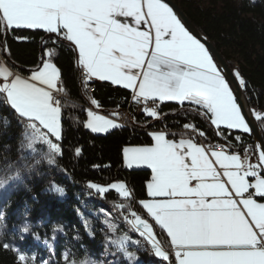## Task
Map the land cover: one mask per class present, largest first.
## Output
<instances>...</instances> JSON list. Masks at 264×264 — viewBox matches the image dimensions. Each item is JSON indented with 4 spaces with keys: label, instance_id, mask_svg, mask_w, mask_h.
I'll list each match as a JSON object with an SVG mask.
<instances>
[{
    "label": "snow or ice",
    "instance_id": "obj_1",
    "mask_svg": "<svg viewBox=\"0 0 264 264\" xmlns=\"http://www.w3.org/2000/svg\"><path fill=\"white\" fill-rule=\"evenodd\" d=\"M0 29L5 34L13 29H42L55 34L57 43L68 42L77 56V66L85 73V86L96 78L131 89L137 103L175 101L183 107L187 102L212 125L250 132L233 89L208 48L164 0H0ZM44 55L49 59L42 58L41 65L27 78L0 63V103L22 125L27 141L24 146L33 153L35 145L46 146L42 159L54 164L62 155V109L54 90L63 89L52 52ZM236 79L245 85L238 72ZM91 104L98 106L95 99ZM144 112L149 117L159 116L154 108L145 107ZM86 113L84 127L93 133L120 127L92 110ZM253 115L257 120L264 119L259 113ZM4 123H9L6 118ZM184 127L195 130L194 126ZM149 135L150 145L123 149L129 168L135 164L151 170L146 184L148 198L136 202L139 212L131 203L115 205L129 230L142 238L131 242L168 264H264V203L257 199L264 200V146L257 145L258 162L252 164L224 151H212L209 157L192 139L175 141L163 132ZM80 152V148L75 150L76 155ZM217 165L226 181L219 178ZM32 167L9 166L0 175V189L21 180L22 173ZM88 187L101 195L115 190L126 201L134 199L123 182L108 187L90 183ZM54 188L63 194L62 188ZM108 226L115 233V225ZM157 229L166 233L169 248L157 238ZM20 231L28 233L30 228L26 224ZM33 236L40 239L38 234ZM129 240L122 234L106 243L134 260L136 257L125 248ZM44 243L51 249L47 240ZM2 247L17 252L19 264H35L34 258L19 254L13 245L3 243ZM64 261L78 264L69 261L68 253ZM79 264L94 262L86 258Z\"/></svg>",
    "mask_w": 264,
    "mask_h": 264
},
{
    "label": "trees",
    "instance_id": "obj_2",
    "mask_svg": "<svg viewBox=\"0 0 264 264\" xmlns=\"http://www.w3.org/2000/svg\"><path fill=\"white\" fill-rule=\"evenodd\" d=\"M172 1L211 41L234 76L236 77L238 72L245 81L244 86L240 84L239 86L264 141V119L257 120L253 115L255 112L264 116V0ZM5 44L7 51L4 50ZM49 51L52 52V62L61 72L59 84L64 95L61 101L62 139L59 141L62 155L55 158L54 164L42 161L30 170L24 171L21 181L29 177L35 189L44 188L52 181L63 188L67 198L61 201L45 198L32 201L30 212L32 216H36L41 210H46L47 221H56L61 217L71 222L74 218L71 208L78 204L74 197L78 196L81 201H86L85 197L88 196L91 200L88 204L89 208L93 204V207L99 206L113 212L115 218L121 222L117 228L118 234H123V228L129 229V227L123 220L122 211L115 205L131 203L139 212L140 208L136 202L148 198L146 183L151 175L150 170L146 168H126L123 149L125 146L151 144L149 134L155 130L164 131L166 136L173 140L191 138L205 145L222 144L230 152L249 149L255 153L249 132L216 127L211 124L210 119L194 110L196 106L187 102L183 107L177 102H163L157 111L158 118L149 117L147 114L128 115L126 126L111 129L104 134H95L84 127L87 118L84 105H89L91 98L98 102V106H95L104 114L122 113L131 92L109 82L89 81L93 86V92L87 94L78 71L77 56L73 55L68 42L57 43L55 34L46 33L42 29H13L6 34L0 29V57L15 73L29 74L31 70L41 65L42 58L49 59L44 55ZM5 118L8 124L4 123ZM185 125L194 126L195 130L193 127L185 128ZM0 130L2 132L0 165L14 163L18 159L24 160L21 161V165H31L34 157L22 152L24 147L21 134L24 129L3 103H0ZM237 137L240 139L238 140ZM35 148L43 152L47 150L46 146L40 144L35 145ZM77 148L81 149L79 155L75 153ZM115 182L125 183L134 199L126 201L119 197L115 190H108L101 195L95 189L88 187L90 183L108 187ZM12 186L13 183L0 189L1 192L9 187L8 194L11 201L5 203L6 199L0 198V207L2 206L5 211L3 223L8 228L12 225V218L8 217L9 211L24 195V193L15 195ZM24 197L27 198L28 195ZM129 231L131 235L136 236L134 231ZM12 234L0 230V264H19L17 252L3 249V243L13 245L19 250V254H24L30 259L33 252L40 253V250H35L38 248L30 240L20 238L16 233L15 236ZM157 238L165 248H169L166 233H160L157 229ZM80 242L86 245V248L94 249V242L86 238ZM59 245L58 242L53 264L61 262ZM150 258V262L160 261L161 264H168L167 261H161L153 255ZM36 259L34 257V261ZM172 260H175L174 256Z\"/></svg>",
    "mask_w": 264,
    "mask_h": 264
},
{
    "label": "rangeland",
    "instance_id": "obj_3",
    "mask_svg": "<svg viewBox=\"0 0 264 264\" xmlns=\"http://www.w3.org/2000/svg\"><path fill=\"white\" fill-rule=\"evenodd\" d=\"M0 59H2L0 57ZM12 71V70H11ZM14 72V71H12ZM91 101V100H90ZM91 104V103H90ZM89 104V105H90ZM106 118V117H105ZM108 119V118H107ZM0 130V134H1ZM105 133V132H104ZM104 133H95V134H104ZM22 145L24 149L22 152H25V155L29 157H34L31 165H37V160L41 162H47L46 159H42L43 151L36 149V152L33 153L30 149H27V141L24 139V132L21 134ZM35 147V146H34ZM38 152V153H37ZM22 160H17L14 163H3L0 165V175L4 173L9 166L12 168L19 167L22 164ZM54 186H58L54 182H49L44 188L35 189L33 187V181L30 178H24L22 181H16L13 183L11 189H13L15 195L24 193L20 198L18 203L13 207L8 217L12 218V225L8 228L4 225L5 211L0 207V230L12 232L15 236V233L20 237L26 240H30L31 243L40 250V253L33 252L31 254V259L36 257L35 264H53L55 262V250L59 242L61 250V262L60 264H65L64 255L68 253L69 261L75 260L78 262L84 259H90L94 264H161L160 261H152L148 251H145L143 247L138 244H134L131 241L141 240L139 239V234L134 232L136 236L130 234L129 229L123 228L124 233L130 237V240L126 243L125 248L128 253L133 254L136 259L130 260L124 253V251H118L115 246L107 244L106 242L110 239H114L116 236L122 235L118 234L117 228L121 225V222L115 218L107 209L102 207H92L89 208V203L91 200L85 197L86 201H81L78 196H75V201L78 204H75L71 211L74 213V218L70 221L62 219L61 217L58 220H48V214L46 210H41L37 213L36 216L31 215V208L33 206L32 201L40 200L42 198L51 199V201H61L67 198V194L64 191L61 195L58 191L55 190ZM59 188H62L58 186ZM63 189V188H62ZM9 187L4 191L0 192V198L6 199L5 203L11 201L9 194ZM36 191L38 194H36ZM28 195L27 198L24 196ZM67 203L65 202V205ZM28 225L30 232L22 233L20 229L24 225ZM109 224L115 225L116 231L113 233L109 229ZM87 225V227H86ZM54 228H62L63 231L54 232ZM89 230L92 232V235H89ZM33 233L38 234L40 239L36 240L33 236ZM16 235V236H17ZM79 236V239L75 237ZM60 238V240H58ZM86 238L93 243L94 249L90 247L86 248V245L82 244L80 241ZM47 240L51 245L49 249L48 245L44 243ZM88 249V250H87ZM154 256V255H153Z\"/></svg>",
    "mask_w": 264,
    "mask_h": 264
},
{
    "label": "water",
    "instance_id": "obj_4",
    "mask_svg": "<svg viewBox=\"0 0 264 264\" xmlns=\"http://www.w3.org/2000/svg\"><path fill=\"white\" fill-rule=\"evenodd\" d=\"M164 2L167 3L173 9V11L177 14V16L181 19L182 23L185 25V27L193 35H195L198 39H200L202 43L205 44L210 54L212 55L214 62L217 64L222 74L229 81L230 87L233 89L234 97L236 98L238 105L241 107V111L242 114L245 116L246 122L249 124L250 127L249 133L252 137L253 148L256 158L258 159V152L256 151V147L258 144L264 146L263 137L261 135L259 128L255 123L250 108L247 104L246 98L243 92L241 91V88L239 86L236 77L228 67L227 63L221 57L219 52L215 49L211 41L199 29H197V27L188 19V17L179 9V7L172 0H164Z\"/></svg>",
    "mask_w": 264,
    "mask_h": 264
},
{
    "label": "built area",
    "instance_id": "obj_5",
    "mask_svg": "<svg viewBox=\"0 0 264 264\" xmlns=\"http://www.w3.org/2000/svg\"><path fill=\"white\" fill-rule=\"evenodd\" d=\"M78 71H79L80 77L82 79V85L85 88L86 93L91 94L93 92V86L89 84V81L87 82V85L85 86L84 79H83L85 73H84L82 67H78ZM59 87H60V84H59ZM54 97H55L56 101L61 102L62 99L64 98V95L62 94L61 91L57 92L54 90ZM90 100H92V99L90 98ZM162 103L163 102H161V101H157L156 103H153L151 100H149L147 104H145L142 101L140 103H137L136 101L133 100V92H131L127 101H126V104H125V107L123 108L122 113L107 115V114L102 113L100 110H98L96 108L95 105H92V104L84 105V109L85 110H92L96 114H99V115H104V116L114 120L120 126H126L127 125L126 117L128 115L146 114L144 112L145 107L154 108L156 111H158L160 104H162ZM205 148L207 151H215V152L224 151L226 153L230 152V150L228 148H226L224 145L217 144V143L205 145ZM239 153H250V150L249 149H243V150L239 151Z\"/></svg>",
    "mask_w": 264,
    "mask_h": 264
},
{
    "label": "crops",
    "instance_id": "obj_6",
    "mask_svg": "<svg viewBox=\"0 0 264 264\" xmlns=\"http://www.w3.org/2000/svg\"><path fill=\"white\" fill-rule=\"evenodd\" d=\"M122 22L125 20V18H123V17H120L119 18ZM127 20H128V22H131V18L129 17V18H127ZM141 30H144V29H141ZM0 63H2L3 65H5L6 66V64L4 63V61L2 60V59H0ZM7 67V66H6ZM8 68V67H7ZM9 69V68H8ZM10 70V69H9ZM14 74H16V75H20L21 77H23V78H27V77H29L30 75H31V72L29 73V74H18V73H15V72H13ZM89 81H101V80H98V79H96V78H92L91 80H89ZM105 82H109V83H111L110 81H105ZM121 87V86H120ZM126 90H128V91H130V92H132V90L131 89H126ZM161 102H175V101H161ZM99 115V114H98ZM102 116H104V115H102ZM104 117H106V116H104ZM106 118H108V117H106ZM108 119H110V118H108ZM86 120H87V118H86ZM216 126V125H215ZM217 127V126H216ZM219 127H224V128H227L225 125H223V124H221V125H219ZM228 129V128H227ZM88 130H90V129H88ZM109 130H111V129H109ZM232 130H236V129H232ZM91 131V130H90ZM237 131H240V130H237ZM92 132V131H91ZM153 132H163V133H165L164 131H161V130H155V131H152L151 133H153ZM240 132H242V131H240ZM101 133H104V132H101ZM166 135V134H165ZM166 138L167 139H169L167 136H166ZM183 139H191V138H183ZM173 140V139H172ZM180 139H178V140H175V141H179ZM198 146H200V147H202V148H204L205 150H206V148H205V145L204 144H202L200 141H196V140H194V139H192ZM152 143V142H151ZM150 145V144H149ZM145 146H148V145H145ZM125 147H143V146H125ZM124 147V148H125ZM206 152H207V154H208V156L209 157H211V152L212 151H207L206 150ZM219 152H221V151H219ZM226 153V152H225ZM226 154H228V155H237L239 158H240V160L241 161H244L245 163H252V164H256L258 161H257V158H256V155H255V153H252V152H250V153H239V152H229V153H226ZM213 160H214V158H212ZM123 161H124V155H123ZM124 165H125V167L126 168H129L126 164H125V162H124ZM131 168H146V169H149V168H147V166L146 165H135V164H133V166L131 167ZM131 168H129V169H131ZM217 169H218V171L220 172V179H223L224 181H226V177H224L223 176V170L222 169H219V166L217 165ZM150 170V169H149ZM150 172H151V170H150ZM150 178H151V175H150ZM249 179H251V178H249ZM150 180V179H149ZM147 184V183H146ZM146 194H147V190H146ZM258 199V198H257ZM258 202H262V203H264V200H259L258 199Z\"/></svg>",
    "mask_w": 264,
    "mask_h": 264
},
{
    "label": "bare ground",
    "instance_id": "obj_7",
    "mask_svg": "<svg viewBox=\"0 0 264 264\" xmlns=\"http://www.w3.org/2000/svg\"><path fill=\"white\" fill-rule=\"evenodd\" d=\"M61 103V102H60ZM250 152H252V151H250ZM257 161H258V159H257Z\"/></svg>",
    "mask_w": 264,
    "mask_h": 264
}]
</instances>
